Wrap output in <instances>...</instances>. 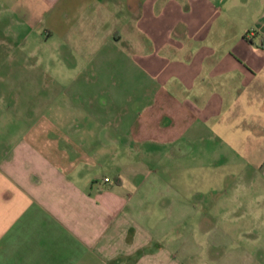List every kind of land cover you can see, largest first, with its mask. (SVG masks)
Instances as JSON below:
<instances>
[{
    "label": "crops",
    "instance_id": "obj_1",
    "mask_svg": "<svg viewBox=\"0 0 264 264\" xmlns=\"http://www.w3.org/2000/svg\"><path fill=\"white\" fill-rule=\"evenodd\" d=\"M217 138L264 150V0H0V264H183L143 150Z\"/></svg>",
    "mask_w": 264,
    "mask_h": 264
},
{
    "label": "rangeland",
    "instance_id": "obj_2",
    "mask_svg": "<svg viewBox=\"0 0 264 264\" xmlns=\"http://www.w3.org/2000/svg\"><path fill=\"white\" fill-rule=\"evenodd\" d=\"M114 62L129 61L116 55ZM219 142L193 143L187 166L182 151L173 161L167 152L143 150L138 218L149 232L159 220L161 245L186 258L183 264H264V150L246 143L216 151ZM150 194H160L157 206Z\"/></svg>",
    "mask_w": 264,
    "mask_h": 264
},
{
    "label": "built area",
    "instance_id": "obj_3",
    "mask_svg": "<svg viewBox=\"0 0 264 264\" xmlns=\"http://www.w3.org/2000/svg\"><path fill=\"white\" fill-rule=\"evenodd\" d=\"M109 179L107 177L104 178V181L107 182Z\"/></svg>",
    "mask_w": 264,
    "mask_h": 264
}]
</instances>
